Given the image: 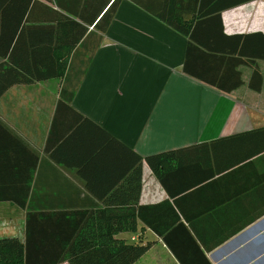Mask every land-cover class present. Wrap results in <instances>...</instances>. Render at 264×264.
<instances>
[{
    "label": "crops",
    "instance_id": "obj_1",
    "mask_svg": "<svg viewBox=\"0 0 264 264\" xmlns=\"http://www.w3.org/2000/svg\"><path fill=\"white\" fill-rule=\"evenodd\" d=\"M115 1L0 0V67L29 63L20 38L26 24L70 19L61 9L92 16ZM138 1L146 7L117 1L107 31L94 35L101 44L87 68L80 49L64 77L14 84L0 95V239L24 240L29 212L60 220L103 213L115 222L139 203L153 228L138 221L118 238L149 243L145 255L160 258L148 264H199L198 250L210 264H256L264 260V61L256 62L260 92L249 88L253 70L241 66L243 84L221 93L184 73L187 38L146 10L193 3ZM263 12L264 0L227 8L225 34L264 33L257 29ZM85 68L72 102L58 108L67 75L74 82ZM51 137L56 145L46 150ZM130 152L143 159L173 152L161 177L143 162L138 203ZM158 233L171 234L172 248Z\"/></svg>",
    "mask_w": 264,
    "mask_h": 264
},
{
    "label": "trees",
    "instance_id": "obj_2",
    "mask_svg": "<svg viewBox=\"0 0 264 264\" xmlns=\"http://www.w3.org/2000/svg\"><path fill=\"white\" fill-rule=\"evenodd\" d=\"M117 1L113 2L106 11H97L92 16L84 15L85 12L75 9H61L70 16V19L59 21L52 26L26 24L20 38H26L28 48L26 47L22 52L27 56L29 63L16 65L13 62V65L0 67V71L4 73L0 95L14 84L64 77L67 71L72 69V66L69 67L71 59L74 58L72 55L75 56L80 49L84 51V54L80 55L79 59L85 62L87 68L94 52L101 44V38L98 39L94 35L96 31L102 33L107 31L115 13ZM190 1L193 4L189 3L183 9H146L187 38L184 73L227 94L243 84L239 68L247 66L253 70L249 88L260 92L263 86V75L256 62L264 61V33L228 36L224 32L221 17L222 12L227 8L251 0ZM134 2L146 7L138 0ZM57 5L60 3L57 2ZM21 46L18 45L19 48ZM86 56H88L87 59H85ZM86 68L80 70L78 76H74L76 78L74 82L68 78L71 74L69 72L61 90L58 108L67 107L72 102ZM99 135L106 138L107 143L116 142L104 132ZM48 142L46 150L56 145L52 137ZM130 154L134 159L131 166L133 169L135 165L137 166L135 189L132 188L131 192L136 193L138 203L142 187L143 162L145 161L153 172L161 177V171L166 169L173 152L145 159L135 156L132 152ZM40 214L43 217L32 212L28 213L24 240L17 237L0 239V264H135L151 247L149 243L131 244L118 238L120 232H135L138 221L145 225L147 223L150 228H153V223L146 221L145 206H139V203L136 209L132 207L131 211L129 209L123 211L115 222L111 216L105 219L102 216L103 213L97 214L95 218L91 216L87 220L75 217L60 220L57 216L53 218L44 213ZM101 219L105 220L104 226ZM56 221H61L60 226L57 227L58 231L49 232L51 224ZM170 235L158 233V236L172 248ZM191 241L196 246L195 242ZM198 252L200 256L195 261L199 264H210L204 253L199 250ZM180 260L184 262L181 258Z\"/></svg>",
    "mask_w": 264,
    "mask_h": 264
},
{
    "label": "rangeland",
    "instance_id": "obj_3",
    "mask_svg": "<svg viewBox=\"0 0 264 264\" xmlns=\"http://www.w3.org/2000/svg\"><path fill=\"white\" fill-rule=\"evenodd\" d=\"M247 13V14H246ZM257 13H259L258 11H254V10H252V11H249V12H247L246 10H244L243 11V15H250V14H252L253 16H255L254 14H257ZM263 14H264V12H263ZM264 16V15H263ZM264 18V17H263ZM248 22V21H247ZM246 22V23H247ZM245 23V24H246ZM242 24H244V23H242ZM263 26H259L257 29H262L263 31H264V24H262ZM249 28V26H245L244 27V31L246 30V29H248ZM238 29H242V26L241 27H238ZM242 75V74H241ZM249 112H251L252 113V111H249ZM254 115V114H253ZM160 257L158 256V255H156V254H154L153 252H149L147 255H144L140 260H138L135 264H148V262H151V261H153V260H157V259H159ZM256 264H264V260H260V261H258Z\"/></svg>",
    "mask_w": 264,
    "mask_h": 264
},
{
    "label": "bare ground",
    "instance_id": "obj_4",
    "mask_svg": "<svg viewBox=\"0 0 264 264\" xmlns=\"http://www.w3.org/2000/svg\"><path fill=\"white\" fill-rule=\"evenodd\" d=\"M134 22V21H133ZM134 23H136V22H134ZM137 25L139 24V23H136ZM139 26V25H138ZM146 28V27H145ZM147 29H148V27H147ZM149 30V29H148ZM152 31V30H151ZM157 32V31H156ZM164 34V33H163ZM165 36H167V35H165ZM169 37V36H168ZM170 38V37H169ZM166 39H167V37H166ZM173 39H175V38H173ZM166 41V40H165ZM176 43V42H175ZM150 44L151 43H149V42H147L146 43V45L148 46V47H150ZM180 45V44H179ZM161 51V50H160ZM163 53V52H162ZM168 56V55H167ZM167 58V57H166ZM175 62V61H174Z\"/></svg>",
    "mask_w": 264,
    "mask_h": 264
}]
</instances>
